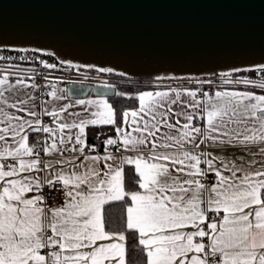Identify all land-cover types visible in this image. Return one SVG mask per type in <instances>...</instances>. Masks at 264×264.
<instances>
[{"label":"snow or ice","instance_id":"obj_1","mask_svg":"<svg viewBox=\"0 0 264 264\" xmlns=\"http://www.w3.org/2000/svg\"><path fill=\"white\" fill-rule=\"evenodd\" d=\"M10 50L23 54L0 55V264H130V247L142 264H264V63L118 112L106 93L61 103L51 81L39 99L33 69L10 71L29 49ZM104 126L114 135L90 144Z\"/></svg>","mask_w":264,"mask_h":264},{"label":"water","instance_id":"obj_2","mask_svg":"<svg viewBox=\"0 0 264 264\" xmlns=\"http://www.w3.org/2000/svg\"><path fill=\"white\" fill-rule=\"evenodd\" d=\"M0 46L125 77L210 76L264 63V0H0ZM104 85L66 93L115 94Z\"/></svg>","mask_w":264,"mask_h":264},{"label":"built area","instance_id":"obj_3","mask_svg":"<svg viewBox=\"0 0 264 264\" xmlns=\"http://www.w3.org/2000/svg\"><path fill=\"white\" fill-rule=\"evenodd\" d=\"M17 51H11L8 48L0 50V55L17 57L22 55ZM27 55L31 58L28 62H21L14 60L11 63L13 65H20V68L12 67L10 71L16 72L21 69H33L34 71H27L24 74L26 76L34 77L35 82H42L47 77V80H61L65 82H83L90 84H107L112 86L117 85H135L142 87H196V81L200 79H212L215 84L212 87L220 84L219 74L202 77H184V78H138V77H125L113 73H102L97 70H91L81 67H69L60 65V63L52 55L43 54L41 52H32L29 50ZM39 57V60L36 59ZM40 60L49 64H55V68H44L39 63ZM9 62L0 61V69H8ZM256 77L258 74L253 72L251 74ZM208 86H205V90ZM211 179L214 180V176L211 175ZM62 193H51L52 202H56L59 198H62Z\"/></svg>","mask_w":264,"mask_h":264},{"label":"trees","instance_id":"obj_4","mask_svg":"<svg viewBox=\"0 0 264 264\" xmlns=\"http://www.w3.org/2000/svg\"><path fill=\"white\" fill-rule=\"evenodd\" d=\"M60 65L65 66L64 64H61V63H60ZM240 74L241 75H249L248 72H243ZM115 88H116L115 93H117V92L126 93V95L122 96V97L117 96L115 94L108 96V99L110 100V102L117 109V111L120 112L126 108L134 107L137 104V101L135 99H130L129 97H134L135 95H137V92L139 90H141L142 88H145V87L135 86V85H132V86L131 85H117V86H115ZM97 131L103 132L107 135H114V132L111 130L110 126H104L100 129H90L89 130V143L90 144L94 142V134ZM103 138L104 137L102 136L101 139H103ZM132 243H134V241L131 238H129V245L131 246ZM142 260H143L142 255L130 247V249H129V262H130V264H137V262H141V264H142Z\"/></svg>","mask_w":264,"mask_h":264},{"label":"crops","instance_id":"obj_5","mask_svg":"<svg viewBox=\"0 0 264 264\" xmlns=\"http://www.w3.org/2000/svg\"><path fill=\"white\" fill-rule=\"evenodd\" d=\"M48 81H51L52 83H55L57 88L58 89H61L64 91V94L68 97L67 100L65 101H62L61 103H68V102H72L74 101L75 99H87V98H92V99H97L99 96L97 95H93V94H88L87 96L85 97H72V96H68L67 93H66V85L69 83V82H65V81H61V80H44L42 82H35L37 83L38 85H40V89L38 92H36V95L39 99H48V97L46 95H41L42 93H46L47 91L50 90V88L47 85V82ZM171 88H180V89H184V88H192V87H145V88H142L141 90H139L138 92L140 91H145V90H148V91H156V90H168V89H171ZM215 87H213V90H214ZM209 90V89H207ZM251 91H256V92H259L258 89H249ZM137 92V94H138ZM106 98L108 99V96H106ZM109 100V99H108ZM110 102V100H109ZM111 103V102H110ZM137 106V104L132 107V108H135ZM79 110L78 108L76 109H72V111H77ZM48 118H45V121L47 122ZM203 147V146H202ZM239 154V153H237ZM67 155H71V153H68ZM210 179H211V175H210Z\"/></svg>","mask_w":264,"mask_h":264},{"label":"rangeland","instance_id":"obj_6","mask_svg":"<svg viewBox=\"0 0 264 264\" xmlns=\"http://www.w3.org/2000/svg\"><path fill=\"white\" fill-rule=\"evenodd\" d=\"M132 86V85H131Z\"/></svg>","mask_w":264,"mask_h":264}]
</instances>
